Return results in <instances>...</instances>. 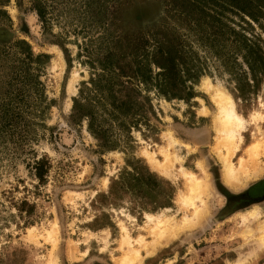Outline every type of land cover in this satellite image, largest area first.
Listing matches in <instances>:
<instances>
[{
	"label": "rangeland",
	"instance_id": "obj_1",
	"mask_svg": "<svg viewBox=\"0 0 264 264\" xmlns=\"http://www.w3.org/2000/svg\"><path fill=\"white\" fill-rule=\"evenodd\" d=\"M105 1L108 9L99 16L88 0H0V104L13 90L10 60L28 44L34 58L41 55L35 67L43 83L22 108L30 126L0 131V264H264V196L246 197L259 184L264 191V80L255 84L245 73L254 86L242 95L231 69L197 44L205 71L187 81L190 98L169 97L157 88L152 58L151 78L130 80L131 50L152 42L154 34L182 32L185 25L166 0ZM252 24L264 38V29ZM108 54L112 72H104L100 61ZM121 67L125 75L115 79ZM99 74L100 84L114 82L115 91L93 88ZM208 78L232 96L245 120L232 161L239 168L244 158L250 174L240 173L238 181L225 180L226 166L216 152L217 105L204 88ZM114 96H131L135 106L125 121L112 122L119 145L103 147L80 114L90 105L77 111L75 102L92 99L98 115L110 118ZM171 145L173 161L167 160ZM251 145L257 147L252 156ZM43 157L48 171L41 180L35 166ZM139 166L157 182L147 181L138 192L124 190L121 197L105 195L123 170ZM192 178L206 183L197 192L206 213L149 249L154 239L159 242L158 232H172L200 206L190 195Z\"/></svg>",
	"mask_w": 264,
	"mask_h": 264
},
{
	"label": "trees",
	"instance_id": "obj_2",
	"mask_svg": "<svg viewBox=\"0 0 264 264\" xmlns=\"http://www.w3.org/2000/svg\"><path fill=\"white\" fill-rule=\"evenodd\" d=\"M166 1L172 15L183 20L185 30L180 32L181 29L178 28V32L164 31L163 36L160 37L158 33L154 34L155 39L152 42L145 40L133 48L130 54L134 58L133 68L129 74L130 80L138 78L145 82L148 81L151 78L152 69L149 61L152 58L158 68L154 77V84L157 88L169 97L190 98L193 92L187 85V81L197 78L205 71L203 61L194 48L196 44L204 48L206 46L224 69H231L229 72L234 74L233 78L237 80V88L242 95L245 96L248 89L254 86V83L245 79V73L251 76L250 79L255 84L264 80V38L254 31L252 24H257L264 29V0ZM94 3L99 16L107 11L108 8L104 6L107 4L105 0H88L89 5ZM38 10L43 18L42 7L39 6ZM237 18L240 20L237 21ZM99 20L103 21L102 18ZM241 21L246 22L247 25H243ZM22 42L26 41L22 40ZM148 43L152 44V49H150L151 44ZM16 54L19 56L18 59L10 60L13 69H15L10 80L13 90L8 96H5L0 104V131L6 130L12 133L22 123L25 127L30 126L31 117L23 115L22 108L32 104L35 96L39 94L40 86L43 85L35 67V62L41 55L34 58L29 44L28 48L22 49ZM105 56V60H100L103 71L112 72L115 65L111 61L110 54ZM238 64H246L249 70H243ZM124 69L123 67L120 71L115 72V79L125 73ZM120 72L122 74H119ZM92 80L93 88L97 90L99 87L101 91H106L105 89L115 91L116 84L114 85V82L107 87L100 84L102 82L100 74L97 79L93 78ZM118 90H122V88ZM115 96L108 104L110 106L108 107L109 113H113L110 118L98 115L94 108L96 105L92 106V99H87L85 102L82 101L83 99H76L75 102L77 111H80L85 105H90V108L81 111L80 114L88 119L89 128L99 138L103 147L119 145V142L112 137V122L125 121L128 112L135 106V100L131 96H127V98ZM24 119L25 121L22 122ZM25 127L23 129H26ZM47 165L46 157L36 161V174L41 180L45 179L48 171ZM144 169L139 166L133 168L132 171L123 170L120 176L112 181L109 194L105 195L117 198L121 197L124 190L130 188L137 192L140 191L147 181L155 184L157 182L155 174Z\"/></svg>",
	"mask_w": 264,
	"mask_h": 264
},
{
	"label": "bare ground",
	"instance_id": "obj_3",
	"mask_svg": "<svg viewBox=\"0 0 264 264\" xmlns=\"http://www.w3.org/2000/svg\"><path fill=\"white\" fill-rule=\"evenodd\" d=\"M203 84H204L205 90L210 92L213 101L217 105V114L215 116V128H216L219 135L217 138L218 143H217V147H216L217 148L216 152L224 160V163L226 166L225 167V180L228 182L238 181L240 173L249 172L248 168L246 167V163H245L244 158L240 159V167L239 168H236L233 161H232V156L234 155L236 149L238 148L236 145V136L241 135L240 130L244 128L243 122L245 120L243 121L242 116L237 112L235 101L233 100L232 96L229 93H227V91L221 85L213 84L209 78L206 79ZM205 109L207 110V108H205ZM169 139L171 142L174 140V139L172 140L171 137ZM171 147H172V145L168 149L170 152L167 154V160L173 161L174 158L172 156ZM222 148H225V150H226L225 154L221 153ZM256 148L257 147H255V145H253V146L251 145L248 147V153L250 156L253 155V152L255 151ZM149 157H150V160L152 162H154L158 167L162 166L163 162L156 159L153 154H149ZM247 174H250V172ZM189 179H190V177H189ZM192 181H193L194 188L192 189V187H193L192 186L190 191L193 192L192 190H194V192L190 193V195L192 194V197H193L192 199L194 201L199 202L200 206L197 205L198 204L197 203L196 207L197 206H199V207L194 210L193 215L187 217L185 220L183 219L184 222L182 221L183 223H180L179 226H175V224H174L173 225L174 226V229H173L174 232L173 231L170 233L167 232L168 234L165 233V231L164 232H158L159 235L157 237H159L158 238L159 242H157L154 239V242H152V244L148 247L149 249L153 250L156 246L158 247V244L161 243L163 240H165L166 238L168 239L172 234L177 233L179 230L183 229L184 227L189 226L191 223H196L198 221V219L202 218L203 215L206 213V211H207L206 210V201L203 198L202 194L200 193V192L206 190V188H205L206 183L205 182L197 183V181L193 178H192ZM189 184L191 185V183H189ZM198 191H200L199 194L197 193ZM166 221H167V219H166ZM169 225L171 226V228H173L171 224H169ZM262 233H263L262 234V238H263L262 244L264 245V230L262 231ZM132 261L133 260L129 261L128 264H132L131 263Z\"/></svg>",
	"mask_w": 264,
	"mask_h": 264
},
{
	"label": "flooded vegetation",
	"instance_id": "obj_4",
	"mask_svg": "<svg viewBox=\"0 0 264 264\" xmlns=\"http://www.w3.org/2000/svg\"><path fill=\"white\" fill-rule=\"evenodd\" d=\"M260 186L257 185V187H254V188H250L246 194V197L249 199V200H258V199H263L262 197L264 196V191H260L258 189V187Z\"/></svg>",
	"mask_w": 264,
	"mask_h": 264
},
{
	"label": "crops",
	"instance_id": "obj_5",
	"mask_svg": "<svg viewBox=\"0 0 264 264\" xmlns=\"http://www.w3.org/2000/svg\"><path fill=\"white\" fill-rule=\"evenodd\" d=\"M256 201V200H255Z\"/></svg>",
	"mask_w": 264,
	"mask_h": 264
}]
</instances>
